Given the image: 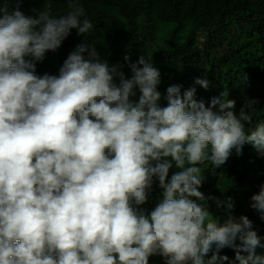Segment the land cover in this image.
<instances>
[{
    "label": "clouds",
    "instance_id": "1",
    "mask_svg": "<svg viewBox=\"0 0 264 264\" xmlns=\"http://www.w3.org/2000/svg\"><path fill=\"white\" fill-rule=\"evenodd\" d=\"M40 8L0 16V264H223L225 248L238 264H264L262 238L233 214V198L199 188L205 161L220 168L245 144L264 157L253 106L236 113L226 89L206 106L180 85L162 106L152 58L141 55L127 76L86 41L58 75H38L36 63L73 29L93 28L72 0L66 14ZM250 201L264 221V184Z\"/></svg>",
    "mask_w": 264,
    "mask_h": 264
},
{
    "label": "trees",
    "instance_id": "2",
    "mask_svg": "<svg viewBox=\"0 0 264 264\" xmlns=\"http://www.w3.org/2000/svg\"><path fill=\"white\" fill-rule=\"evenodd\" d=\"M23 2V4H22ZM84 7L93 28L87 34L73 29L56 51L46 53L36 63V73L58 75L68 54L83 42L96 46L102 59L117 71L131 75L129 64L141 55L152 58L160 72L162 106L166 89L181 86L196 88L195 99L206 104L223 89L235 101L234 111L253 106V123L264 120V0H72ZM70 0H0V16L17 7L23 13L53 9L66 14ZM87 55V53H85ZM125 57H128L126 60ZM206 78L204 89L194 83ZM250 127L251 125H246ZM203 177L199 188L213 197H232L233 214L246 215L264 243V221L250 207V197L264 184V157L248 144L242 154L235 152L220 168L210 161L201 165ZM177 171L170 169L169 178ZM160 189L154 191L147 208L154 207ZM210 211L213 202L208 201ZM213 215H219L213 209ZM256 253L264 255V248ZM223 264H238L235 251L225 248ZM247 255V253H242ZM149 264H164L163 257H150Z\"/></svg>",
    "mask_w": 264,
    "mask_h": 264
}]
</instances>
